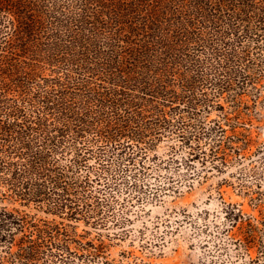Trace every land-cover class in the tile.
Segmentation results:
<instances>
[{
  "label": "trees",
  "instance_id": "trees-1",
  "mask_svg": "<svg viewBox=\"0 0 264 264\" xmlns=\"http://www.w3.org/2000/svg\"><path fill=\"white\" fill-rule=\"evenodd\" d=\"M262 68L264 0H0V264H110L74 237L105 172Z\"/></svg>",
  "mask_w": 264,
  "mask_h": 264
},
{
  "label": "rangeland",
  "instance_id": "rangeland-1",
  "mask_svg": "<svg viewBox=\"0 0 264 264\" xmlns=\"http://www.w3.org/2000/svg\"><path fill=\"white\" fill-rule=\"evenodd\" d=\"M257 71L258 89L204 86L199 95L209 102L181 105L183 128L143 162L112 165L98 185L103 213L74 220L75 239L100 246L98 259L110 264H264V69ZM199 130V146L184 143L196 145Z\"/></svg>",
  "mask_w": 264,
  "mask_h": 264
}]
</instances>
